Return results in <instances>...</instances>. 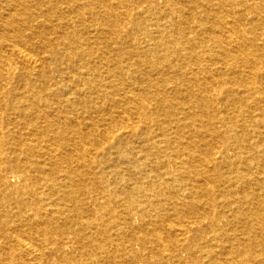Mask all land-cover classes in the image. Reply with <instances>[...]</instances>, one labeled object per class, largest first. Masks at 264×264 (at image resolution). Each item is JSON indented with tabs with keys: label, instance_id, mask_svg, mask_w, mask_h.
I'll return each mask as SVG.
<instances>
[{
	"label": "bare ground",
	"instance_id": "1",
	"mask_svg": "<svg viewBox=\"0 0 264 264\" xmlns=\"http://www.w3.org/2000/svg\"><path fill=\"white\" fill-rule=\"evenodd\" d=\"M0 264H264V0H0Z\"/></svg>",
	"mask_w": 264,
	"mask_h": 264
}]
</instances>
